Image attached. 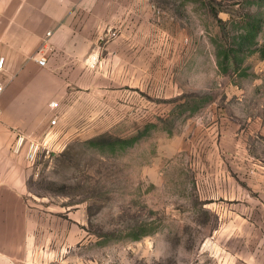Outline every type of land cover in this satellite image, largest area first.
<instances>
[{
    "label": "rangeland",
    "instance_id": "374dc122",
    "mask_svg": "<svg viewBox=\"0 0 264 264\" xmlns=\"http://www.w3.org/2000/svg\"><path fill=\"white\" fill-rule=\"evenodd\" d=\"M155 1L173 19L144 39L148 70L134 55L132 88L102 86L84 133L25 156L53 208L38 222L79 224L85 264H264V128L246 117L264 123V0ZM228 111L244 136L233 154Z\"/></svg>",
    "mask_w": 264,
    "mask_h": 264
},
{
    "label": "crops",
    "instance_id": "0c3cea01",
    "mask_svg": "<svg viewBox=\"0 0 264 264\" xmlns=\"http://www.w3.org/2000/svg\"><path fill=\"white\" fill-rule=\"evenodd\" d=\"M172 19L155 0H0V55L5 58L0 71L5 84L0 97V264H85L84 256L73 253L80 243L74 238L79 224L38 222L39 214L53 208L29 188L32 167L25 150L15 149L17 135L43 140L52 134L50 145L58 150L84 133L80 122L86 103L90 109V98L100 97L101 87L115 81L132 88L133 56L140 55L141 68L148 70L151 49L144 39L152 38L154 24ZM48 31L54 51H41ZM42 54L46 65L35 59ZM52 101L58 102L54 110ZM54 114L57 124L51 125ZM246 117L248 127L264 128L260 114ZM222 123L227 124L223 138L233 142L221 147L231 154L243 151L239 114L228 111Z\"/></svg>",
    "mask_w": 264,
    "mask_h": 264
},
{
    "label": "built area",
    "instance_id": "2783aa9c",
    "mask_svg": "<svg viewBox=\"0 0 264 264\" xmlns=\"http://www.w3.org/2000/svg\"><path fill=\"white\" fill-rule=\"evenodd\" d=\"M52 32L48 31L47 32V38L44 40V44L42 46V50L45 51H54V47L53 44L49 42V37L51 36ZM38 63L40 65H46V59L44 54H42L40 57H36L35 58ZM5 67V58L0 55V71L3 70ZM5 90V84L0 82V97L2 95V93ZM58 107V102L56 101H52L50 103V108L51 109H56ZM57 120H58V115L54 114L53 119L51 120V125H56L57 124ZM52 134L45 136V138L43 140H38V139H28L26 137V135L22 132H19L17 135V140H16V147L15 149L17 151H19L23 144H27V150H26V158L29 162L31 163H35V161L37 160L39 153H41L42 151H46L47 153L51 152V151H55L56 149H54L51 145L50 142L52 140Z\"/></svg>",
    "mask_w": 264,
    "mask_h": 264
},
{
    "label": "trees",
    "instance_id": "16d2710c",
    "mask_svg": "<svg viewBox=\"0 0 264 264\" xmlns=\"http://www.w3.org/2000/svg\"><path fill=\"white\" fill-rule=\"evenodd\" d=\"M242 44H244L243 42H241Z\"/></svg>",
    "mask_w": 264,
    "mask_h": 264
}]
</instances>
